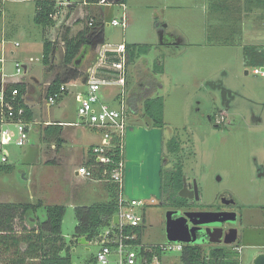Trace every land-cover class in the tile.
I'll list each match as a JSON object with an SVG mask.
<instances>
[{
    "label": "rangeland",
    "instance_id": "374dc122",
    "mask_svg": "<svg viewBox=\"0 0 264 264\" xmlns=\"http://www.w3.org/2000/svg\"><path fill=\"white\" fill-rule=\"evenodd\" d=\"M0 7V36L4 46L15 51L14 57L4 55L6 72L14 73L17 62L25 65V61L33 58V70L26 75L42 77L45 38L43 27L34 22L36 0H0ZM124 13L129 19L126 29L121 25L114 26L112 21L116 19L121 23ZM89 14L104 22L108 46L125 43L151 47L147 56L127 68L129 85L126 81V88H130L127 91H136L141 83L150 80L152 84H158L149 85L146 93L148 97H163L167 138L176 132L180 142L186 144L184 148L192 145L198 153L197 160L186 162V168L199 186V209L211 210L222 195L234 200L230 208L231 213L236 214L235 227L239 232L234 247L242 251L238 252L234 247L226 250L237 258L238 264H253L255 257L264 252V172H260L261 169L264 171V75L255 74V69L261 67L247 66L246 60L251 58L255 47L257 51L264 50V0H126L124 5L99 3L92 6ZM83 17H73L68 23L65 20L64 37L68 34L67 29L70 31L68 37L84 29L87 13ZM163 35L179 37L182 43L162 45ZM57 45H61L60 41ZM58 48L45 72L65 80L64 53ZM96 55V50H92L86 55L89 57L83 59L79 81L85 78ZM1 56L0 49V59ZM156 66L160 68L159 72L155 71ZM99 77H105L102 71ZM219 83L237 98L226 112L225 121L216 127L202 116L213 115L220 107L222 95L211 87ZM65 98L62 110L76 121L75 102L71 96ZM107 105L116 109L119 101L115 97ZM57 108L58 105L53 107ZM137 115L132 119L135 120ZM142 117L138 123L148 126L147 116ZM31 141L40 142L37 132L31 133ZM27 149L14 144L7 147L9 160L6 164L0 163V167L13 169L11 174L0 171L2 203L36 202L46 197V193H39L45 169L22 158ZM56 174L58 178L54 183L63 194L56 202L66 206L62 236L68 241L77 225L75 207L107 202L111 194L107 191L108 197L105 192L103 195L100 188L83 191L73 181L62 179L59 172ZM75 192L78 196L74 198ZM142 210L146 220L142 241L147 245L166 244L165 209L160 204L148 203ZM98 250L99 246L94 242L75 243L72 248L74 264H88ZM14 251L2 253L0 264H8L9 259L15 258ZM166 257L170 261L178 255L169 253ZM111 260L116 264L115 255Z\"/></svg>",
    "mask_w": 264,
    "mask_h": 264
},
{
    "label": "trees",
    "instance_id": "16d2710c",
    "mask_svg": "<svg viewBox=\"0 0 264 264\" xmlns=\"http://www.w3.org/2000/svg\"><path fill=\"white\" fill-rule=\"evenodd\" d=\"M60 1L62 0H36L35 24L43 27V29L54 27L56 22L51 18V15L55 14L57 9H59ZM69 1L75 6L72 0ZM101 1L81 0L86 5H97ZM113 2L124 5L126 0H107V3ZM0 13H2V7H0ZM85 20L87 24L76 36L68 37L67 35L70 31L69 29L66 30L68 34L66 33L67 35L64 37L65 53L63 56V64L67 71L64 74L66 79L61 80L58 75L49 87L48 95L58 92L60 86L63 84H74L82 76V63L78 61L85 51L91 52L92 50H97L99 46L106 44L104 22L98 21L96 17H91V15H87ZM90 20H93L92 26L88 25ZM81 21H78V23ZM43 48V62L45 66H49L54 58L57 46L55 43L45 39ZM255 48L251 54L246 51V54H250L251 57L247 58L246 64L254 68L264 67V52L257 51ZM150 50L151 47L148 45L126 44L127 68L130 65H135L142 57L147 56ZM113 60H117V56ZM159 70L160 68L156 66L155 71L159 72ZM70 80H73V82H70ZM87 80L88 76L86 74L82 80V84H86ZM154 83L152 84L151 80L148 83H141L138 90L132 89L128 93L129 111L134 115L141 112L142 115L147 116L148 126L164 129L166 123L163 116V97H148L146 93L150 89L149 85L152 86ZM128 85L129 81H127ZM156 85L158 86V84ZM142 86L146 87L143 88ZM10 88L19 89L18 102L25 108L26 118L30 121V111L22 100V96L26 90L24 84L12 85ZM113 143L115 144V140ZM167 147L169 152H174L178 148V145L173 141H169ZM109 155L116 160L120 159L117 148H112ZM95 163L96 161L92 157L86 165L92 166ZM12 169L13 167L9 166L0 167V171L5 173L11 172ZM181 175L182 171L179 166L162 172V205H166L165 201L172 202L175 199L178 201V191L182 187ZM106 186L108 192L111 194L107 202L75 208L77 225L72 239L68 241L62 236V224L66 213L65 206H42L41 203L0 202V255L15 249L14 254L16 257L9 259L8 264H74L72 248L75 243H78L77 239L85 237L88 243L94 242L107 228L111 227L113 217L118 212V188L112 183H106ZM166 195L167 199H165ZM39 210H43L44 219L39 215ZM144 230L145 225L140 227L127 226L124 227L123 231L126 235L136 233L138 239L136 241H129V243L139 245L142 244ZM115 231L118 232L119 230L115 228ZM137 252L139 253V258L148 259L146 264H150L154 255H158L163 264L166 261L167 254H162L158 249H155L153 253H148L143 248L137 249ZM177 255L178 257L175 260L177 264H238L237 258L229 254L225 248H214L205 254L202 245H185L183 251L177 253ZM88 264H96V256Z\"/></svg>",
    "mask_w": 264,
    "mask_h": 264
},
{
    "label": "built area",
    "instance_id": "2783aa9c",
    "mask_svg": "<svg viewBox=\"0 0 264 264\" xmlns=\"http://www.w3.org/2000/svg\"><path fill=\"white\" fill-rule=\"evenodd\" d=\"M33 1V0H23ZM102 4H107V0H102ZM72 4L69 0L59 2L60 7H67ZM112 4V3H108ZM51 15L56 22L60 18V24L64 26L73 18L62 13L61 8ZM82 16V15H81ZM84 18V17H83ZM128 16L123 14L121 23L113 20L114 26L121 25L123 29L128 26ZM66 23V24H67ZM89 26L93 25L90 20ZM54 41L56 39L54 38ZM52 41V42H54ZM4 47V42L2 43ZM18 47L19 43H15ZM5 48L2 49L0 59V163L6 164L10 153L7 147L14 144L17 147H24L30 141V130L35 124L27 120L26 111L18 102L19 89L10 88L16 79L25 75L26 65L20 62L15 64V72L7 73L4 67ZM109 53H116L117 60H110ZM96 61L88 69V80L86 92L77 96L79 125L96 130L100 133L101 142L91 149V156L96 161L95 165H82L77 169L79 176L85 180L96 182L112 183L118 188L117 207L119 224L112 221L110 228H107L94 243L99 246L96 254V264H113L111 257L115 255L116 264H146L148 259L139 258L137 249H144L148 253H153L155 249L162 254L180 253L186 244L181 242H167L161 245H135L129 241H136L138 235H126L124 227H140L145 225V213L142 208L146 204L157 203L155 198L146 201L129 200L124 195V175H125V133L128 125L131 124L134 114L129 111L128 92L126 88L127 65H126V44L110 47L107 44L101 45L96 50ZM32 62L33 59H30ZM105 70L108 76L99 77V73ZM258 73V70L254 71ZM73 84H63L58 92L48 96V103L53 105L59 98L68 92L69 86ZM105 86H112L118 89L116 99L119 101L118 108H111L102 101L101 89ZM23 100V96H22ZM24 101V100H23ZM115 140V144L113 141ZM112 148L119 150L120 159L116 160L109 155ZM115 228L119 231L116 232ZM241 252V248H235ZM150 264H163L158 255H154Z\"/></svg>",
    "mask_w": 264,
    "mask_h": 264
},
{
    "label": "crops",
    "instance_id": "0c3cea01",
    "mask_svg": "<svg viewBox=\"0 0 264 264\" xmlns=\"http://www.w3.org/2000/svg\"><path fill=\"white\" fill-rule=\"evenodd\" d=\"M72 1L74 2L75 6L73 4H70L67 7H60L62 13L69 16L70 18L72 17L78 18L81 15L83 17L84 13L90 15L89 14L90 9L94 5H86V3H82L81 0H72ZM78 6L81 8L79 9ZM60 20L61 19L59 18L58 21H56V25L54 27H51L49 29H44V38L51 42L54 41V38L57 39L58 41L56 40L53 43L56 44L57 48L60 47L58 48V50H62L63 53H65V42H64V35L62 29L63 27L59 23ZM77 34L78 33H75L71 37H74ZM0 37H1L0 38L1 52L2 49L5 48L6 51L5 53L7 55L11 54L9 55L10 57H14L15 51L8 50L7 46L3 47L2 43L4 42V40L2 39V36ZM59 41L62 46L57 45V42ZM56 50L54 53V59H55ZM88 53L89 52H87L86 55H88ZM115 56L116 53H109L110 60H113ZM86 57L89 56H85L84 58ZM83 59L81 63L83 62ZM24 63L26 65L25 67L26 73L28 74L29 71L33 70L31 67H32V63H34V59L32 62L30 60H27ZM46 67L48 66L44 65V71H43L44 73L42 77L36 78V76L34 75L28 76L25 73V75L18 77L15 83L12 84V85L24 84L26 88L25 94L23 95L24 104L30 111L31 114L30 121L35 123L31 127L30 137H31V133L35 131L37 132V136H39V141H40L38 144L29 141L28 143L29 145L27 144L26 146H24V147H28V149L23 153L22 158L24 160H27L30 164H34L35 166L45 169L42 173V177H43L42 180L44 182L41 184V187L39 188V193L41 194L46 193V197L43 196L44 199H39L36 202H15V203H32V204L41 203L42 206L62 205V204H57L56 202L63 198L62 191L54 183V181L58 178L56 176L57 175L56 173L58 172L60 173L59 176L62 179L66 181H73L74 183H76V185H78V187L81 190L88 191L90 188H93L94 190L100 188L103 190V195L105 192L108 197L107 194L108 189L106 183L85 180L77 173V169L79 167H81L82 165H86L91 160L92 158L91 148L93 146L99 145L101 142L100 133L98 131L79 125L77 96L79 94L86 92V84H82L81 81L76 80L74 84L71 83L74 86L68 85L69 90L67 93L63 94L55 104L50 105L47 100L49 96L48 91H49V87L52 85V83L55 81L57 77H54V75L50 74V72H48L49 74H47L45 72ZM102 73L105 75V77L108 76L105 70H103ZM116 95H117L116 87L105 86L101 89V97L104 103H107L110 100H114ZM69 96H71V98L74 100L76 105V111H77L76 121L71 120V118H69V113L62 110L63 103L65 102L64 100L66 99L65 97L69 98ZM56 105H58V108L53 109V107ZM11 173L12 171L6 174H11ZM76 196H78L77 192L73 194L74 198ZM82 206L84 207L87 205H82ZM82 206L77 205L76 207H82ZM39 213L42 216L41 218L44 219L45 215L43 210H39ZM71 235L73 236V234ZM142 244L145 243L142 241ZM202 247L205 254L214 248H220L214 246H202ZM165 259L166 261H164V264H177L175 262L176 258L175 259L171 258L170 261L169 258L167 257Z\"/></svg>",
    "mask_w": 264,
    "mask_h": 264
},
{
    "label": "water",
    "instance_id": "95a60500",
    "mask_svg": "<svg viewBox=\"0 0 264 264\" xmlns=\"http://www.w3.org/2000/svg\"><path fill=\"white\" fill-rule=\"evenodd\" d=\"M87 51L79 59L86 56ZM264 72V67L261 68ZM125 175L124 195L133 201L162 199V153L163 129H147L139 125H128L125 133ZM186 187L183 189L185 190ZM193 194L199 200V190L195 185ZM182 195V194H181ZM179 212H166V236L168 242H181L186 245H200L204 239L197 238V232L205 231L210 244L232 245L237 241L238 230L232 229L230 235L222 241L224 223L236 224V214L226 212H191L178 216ZM113 223L119 224V216L113 217ZM191 224L192 226H190ZM81 245H87L85 237L77 239ZM253 264H264V252L258 254Z\"/></svg>",
    "mask_w": 264,
    "mask_h": 264
},
{
    "label": "flooded vegetation",
    "instance_id": "af4514ba",
    "mask_svg": "<svg viewBox=\"0 0 264 264\" xmlns=\"http://www.w3.org/2000/svg\"><path fill=\"white\" fill-rule=\"evenodd\" d=\"M161 43H162V45L178 46L180 43H182V40H180L179 37L169 38L166 36L164 37V35H163V37L161 39ZM259 51H262V50L260 49ZM262 52H264V50ZM261 68H263V67H261ZM255 70H258V73H261L262 75H264V72H262L261 69L260 70L255 69ZM255 74H257V73H255ZM211 87H213L216 90H219L221 95H222V99H221L220 103L218 104V105H220V107L216 110L215 114H213V115L204 114L202 117L207 118L210 121V123H213L216 127H218L225 121L226 112H228L229 109L232 107V104L236 100L237 95H235L231 91L224 89L223 85L220 83L219 84H213ZM196 111H198V109H196ZM139 115L140 116L137 115L138 117L136 116L138 119L137 118L135 120L132 119V122L130 125H139V126H143V127L147 128V129L155 128V127H151V126L140 125L138 122L143 117H142L141 112ZM194 127H197V124ZM199 127H201V126L199 125ZM196 129H194L191 132L194 134L195 133L194 131ZM175 133L167 138L168 134H167L166 127L163 129V153H162L161 176H162L163 171L165 172L168 170H172V169H174V167L179 166L181 171H182V175H181L182 187L178 191V201H176V199L172 202L171 201L170 202L165 201L166 202L165 206L162 205L163 200L157 201V203H155V204L156 205L160 204L165 209V212H167V211L179 212V215L175 216V218H177L179 216H184L186 213L203 212V211H208V210L199 209V205H200L198 203L199 200H196V196L193 194L195 185L197 184V186H198V183L190 175V171L187 170V168H186V162L190 161V160H194V161L197 160L198 153H197V151H194L195 149L193 148L192 145H189L188 149L184 148L186 144L185 143L182 144L180 142V138ZM169 141H173L174 143H176L178 145V148L174 152H169V150H168L167 143ZM260 172H262V174H263V172H264L263 169H261ZM185 187H186V189L183 190ZM162 190H163V177H162L161 192H163ZM198 190H199V186H198ZM165 199H167V195L165 196ZM232 205H234V200L232 198L228 197L227 195H222V196L218 197V201L212 206L211 210H209L208 212L231 213L232 210L230 207ZM165 223H166V215H165ZM145 224H146V221H145ZM189 225L192 226L191 224H189ZM222 229H223L222 241H224V239L230 235V231L232 229H237V228L235 227V224H233V223H224L222 225ZM205 233L206 232L204 230L197 232V238L198 239H204V243L200 244L202 246H214V247H220V248L226 249V248L234 247V245H236V243L239 239V232H238L237 241L232 245H226L224 243H222V244H210L208 242V236ZM235 248L236 247H234V249Z\"/></svg>",
    "mask_w": 264,
    "mask_h": 264
}]
</instances>
